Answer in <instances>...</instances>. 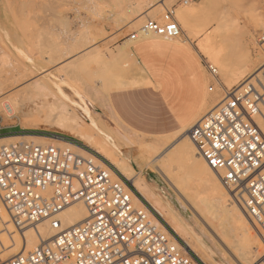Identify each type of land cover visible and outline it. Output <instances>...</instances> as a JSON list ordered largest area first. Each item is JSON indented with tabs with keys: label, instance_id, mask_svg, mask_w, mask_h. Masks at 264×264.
Returning a JSON list of instances; mask_svg holds the SVG:
<instances>
[{
	"label": "built area",
	"instance_id": "1",
	"mask_svg": "<svg viewBox=\"0 0 264 264\" xmlns=\"http://www.w3.org/2000/svg\"><path fill=\"white\" fill-rule=\"evenodd\" d=\"M139 34L171 41L183 30L172 10L162 22L147 20L131 40ZM257 37L264 46V30ZM259 71L254 82L231 90L199 119L189 135L264 247V65ZM53 139L66 145H0V200L18 232L48 219L58 229L56 216L77 203L88 217L28 252L6 262L0 258V264H203L108 161L76 141Z\"/></svg>",
	"mask_w": 264,
	"mask_h": 264
},
{
	"label": "bare ground",
	"instance_id": "2",
	"mask_svg": "<svg viewBox=\"0 0 264 264\" xmlns=\"http://www.w3.org/2000/svg\"><path fill=\"white\" fill-rule=\"evenodd\" d=\"M1 1L4 5H12V0ZM135 1H137L135 3H138V0ZM156 1L157 0H146L145 3L147 6H151ZM226 1L227 0H207V2L202 6L209 11L218 3ZM120 2L122 1L120 0L119 3ZM125 2L127 1L125 0ZM175 2L176 0H169L167 3H163L161 8L147 13L141 18V20L153 19L157 16V14L162 13V11H169V7L174 5ZM116 3L117 2L114 4ZM193 6L196 7L198 4L191 3L187 5V8H191ZM135 8L137 7L135 6ZM139 8L140 3L138 4V11L140 10ZM138 11H136V13ZM174 13L176 17L179 16L178 10L175 9ZM226 14L227 13H224L215 17L218 26L215 28L216 30L214 34L206 36L197 44L198 55L200 54V56L205 57L213 64V66L217 67L219 69V71L217 70V73L220 75V79H218L215 75L212 76L214 80H217L216 83L218 84V88L216 87V90H213V92H208L206 98L207 100L205 101L203 110L198 117L200 119L224 101L227 98V94L231 90L239 88L246 82V80L248 81L251 78L252 79L250 81L254 82L260 73V68L264 65H262V61L264 59V46L259 45L254 32H250V38L255 46L257 45L259 48L256 57L252 56V49L248 42L246 43L243 41L242 43H237L233 37H230V35H227L224 42L218 41L223 33H229L233 29L228 25V17ZM196 20L198 19L195 18V21ZM257 24L259 25L257 27H260V29L263 28L264 30L263 23L258 22ZM137 32H140V29ZM199 32L195 31V35ZM139 36V38L145 39H164L156 35L142 37L141 34H139ZM80 38V41L78 40L74 46V48H77H75L76 51H81L85 47H88L92 41L85 33H83ZM177 40H180V43L184 44L188 48L193 45L191 38L188 36H185V39H182L181 37ZM131 43H134L133 40L127 41L125 45L127 46ZM68 54L72 53L69 51L66 55ZM123 58L122 53H120L118 57L111 58H105L98 52L84 53L79 57V62L77 58L76 61L78 64L75 67L73 64L72 68L75 69L74 71H70V73L73 72L71 75L73 74L74 80L77 79V81H79V79L81 80V77L84 78V74L89 71L87 76H85V81H90V79L91 81L99 80L106 90H110L114 87H122L125 82L123 75L128 68ZM2 59L4 60L3 57ZM2 59L0 58V60ZM93 65L96 66V70L94 72L90 70V67ZM1 66L2 64L0 62V97L9 89L14 88L16 85L21 83V81L23 82L26 80L22 79L31 76V74L30 76H22L24 75L22 73H26V71L22 73L20 72L19 76L17 74L19 78L13 74V77L17 78L11 79L12 81H8V83L7 79L9 77L6 79L5 72L2 71ZM212 78H210V80ZM220 80H222V82ZM223 83L227 85L228 90L223 87ZM39 85L40 84L37 83L30 84V87H28L29 89H27L30 91V97L27 100L21 99V93L24 91H16L1 100L0 115L6 118H11L17 115L26 117L22 122L23 128L30 129L42 127L60 134L68 135L103 157L132 184L136 192L153 208V210L168 225L172 232L191 252L197 256L203 264H222L219 259L220 256H218L216 252L217 249L215 250V247H213V241L211 242L209 236L200 226L199 218L197 219L196 215L195 218L190 215L181 203H179L180 208L178 207L180 210L175 209V206L173 207L170 203V199L160 195L156 191L155 187L146 180L143 176L145 169L140 172L136 171L130 157L128 155L125 157L120 147H116L110 142L107 135L108 133L105 131H110L108 121L115 122L118 125V129L112 130H114L120 139L130 142L136 147L134 161H136L139 165L145 164L146 166L151 162H160V159H162L163 161L159 163L158 172L163 171L164 173H171L172 170H178L177 176L169 178L170 180L168 182L164 177H162L165 180L164 185L166 190L169 192V195H171L170 190L172 188L169 185L170 182L172 185H175V188L179 187L181 192L189 198V204L192 205V209L193 207L195 208L196 213H198L207 225L222 238L221 240L228 245L227 247L232 253H234L237 259L242 261L243 264H264L262 257L264 255V251L262 248L260 233L256 232L251 226L252 224H250V220L245 214L241 204L233 201L230 194L231 192L226 189L221 176L212 170V168H210L199 155L197 148L188 134L191 128L195 125L194 123L185 132L170 137H158L150 141H146V137L142 136L133 135L129 138L127 137L130 136L128 128L125 127L119 120L115 119L113 115L108 113H96L97 108H102L105 111L106 109L108 110V108H106L107 104L105 103H103L105 104L104 107L101 106L103 104H99L98 101L101 100V96L98 97V95L92 94L93 91L91 92L90 89L89 91L91 93L87 91L88 89L85 90L84 98L79 100L77 105L71 107L66 103H54V106L56 105L54 107L53 105H50L52 104L50 102V104L46 101H40L41 103L39 102V100L47 98L49 95L48 86L43 87L45 84H41L40 87H38ZM97 88L95 91H97ZM100 91H98V94L101 93ZM50 96L53 95L51 94ZM105 97H107V95ZM211 101H213L212 104ZM27 102H30L31 104L25 105ZM29 119L30 121H28ZM88 121H91L92 124L90 125ZM174 142H177L175 143L177 144V149L175 151H170L168 153H165L166 151H164V153H162L163 149L165 150V148ZM18 143L23 147L29 145H66L63 142H59L51 138L35 136H17L0 139V145H15ZM81 152L83 154L86 153L82 150ZM137 154L139 155V158L136 157ZM163 158H165V161ZM160 172L159 174L161 175ZM220 174L223 175L222 172ZM188 215L190 216L188 217ZM87 217L88 213L85 206L82 203H77L68 207L56 216V218L62 222V226L58 229L53 228L51 226V219H48L36 226L27 227L23 232H18L14 228L10 216L0 200L1 261L6 262L11 257L19 253L28 252L40 243L50 241L63 230L81 224ZM215 242L217 243V241ZM225 253L226 252L224 251V256L227 254ZM223 255L222 257H224ZM227 257H229V255Z\"/></svg>",
	"mask_w": 264,
	"mask_h": 264
},
{
	"label": "rangeland",
	"instance_id": "3",
	"mask_svg": "<svg viewBox=\"0 0 264 264\" xmlns=\"http://www.w3.org/2000/svg\"><path fill=\"white\" fill-rule=\"evenodd\" d=\"M119 1L12 0V6L11 4L4 5L0 0V58H4V60H0L2 64L1 69L5 72L6 79L9 77L7 82L12 81L11 79L13 78H17L20 72L22 73L26 71V73H22L24 75L21 74L22 76H30L31 74L30 77L22 79L26 80L23 82L21 81V83H19L20 85H16L14 88L9 89L4 95H2L0 97V101L8 95L15 93L16 91H24L22 92L23 94L21 93L22 100L29 99L30 91L27 89H29L28 87H30V84L32 83H37L40 85L45 84L43 87L48 86V97L43 99L40 98L42 100H39V102L46 101L48 104L52 103L50 105L53 106L54 103H66L73 107L79 103V100L84 98L85 90L87 89L88 92L93 91L92 94H96L98 97H104L101 94L103 91L106 92V90L101 84V81L94 79V81H91V79L90 81H85V76H87L89 71L84 74V78L81 77V80L79 79L80 82L77 81V79L74 80L73 74L71 75L73 72L70 73V71H74L75 69L72 68L73 64L74 67L77 66V58L79 62V57L82 54L89 52H98L105 58L118 57L121 52L116 55L114 54V51L117 49L118 45H121L126 40L130 41L129 39H131V35L141 29L147 20H149L145 19L142 21L141 18L147 13L161 8L162 4L167 3L169 0H157L151 6H147L145 3L146 0H138V3H135L137 2L135 0H126L127 2H125V0H121L122 2L120 3ZM115 2L117 3L114 4ZM139 3L140 10L138 11L137 9ZM133 4L137 8H135ZM183 5L184 4H182L181 0H176L175 4L169 7L168 10L174 11L178 6ZM184 6L187 7V5ZM135 10L138 12L136 13ZM165 13L166 10L162 11V13L157 14L153 20L162 22ZM224 13H227L226 16L228 17V25L233 29L229 33H223L218 41L224 42L225 38H227V35H230V37H233L237 43H242L243 41L246 43L248 42L252 49V56L256 57L259 48L251 41L250 32H254L256 38L258 39L257 36L261 31H263V28L260 29V27H257L259 26L257 23L260 22L264 24V0H227L226 2L218 3L209 11L206 10V8L202 5L195 7V15L198 20L195 21L194 19L192 23L194 26L198 25L202 27L200 32L195 35V38L193 39L194 43L190 48L194 50L195 45V54L202 62L205 71L207 72L209 87H213L214 91L216 90V87L218 88V84L216 83L217 80L212 78L214 75L212 74L210 68L212 67L218 71L219 69L213 66V64L209 62L208 59L200 56V54L198 55L197 44L206 36L214 34L216 30L215 28L218 26L215 17H218ZM83 33L87 34V36L91 38V44L81 51H76L77 48L75 47V49L74 46L78 40L80 41V37L83 35ZM182 39H185L184 32ZM176 41L180 42V40ZM69 51L72 54L66 55V53ZM263 61L262 65L264 64ZM90 70L94 72L96 70V66H91ZM128 72L129 68H127L123 75L124 81H126ZM13 74L14 76H17L18 74V76L13 77ZM216 77L220 79V75L218 73ZM210 78L213 80H210ZM220 81L222 82V80ZM40 85L38 87H40ZM223 87L228 90L227 85L224 83ZM96 88L97 91H95ZM98 91L101 92L99 93L100 95L98 94ZM50 93L53 96H50ZM101 97L100 99L102 100ZM130 99H137V104L139 107L137 108V111L131 115V119L128 121V132L130 136L127 137L131 138L133 135L140 137L142 136L146 137V141H150L152 139L165 136L166 132H168L171 128V122L168 116L161 109V106H159L157 100L152 96H148L146 100L143 99L145 102L140 103L139 101L142 100L139 99V97H133ZM28 104L30 105L31 103L27 102L25 105ZM96 113L101 114L98 108ZM25 118L26 117L21 115L13 116L11 118H6L0 115V139L17 136H35L53 139L54 136H61L80 143L68 135L60 134L53 130H48L42 127L30 129L23 128L22 122ZM199 119L200 118H197V121ZM28 121H30V119ZM197 121H195V123ZM88 123L90 125L92 124L91 121H88ZM108 125L110 127V131L105 132L108 133L107 135L110 142L116 147H120L125 157L127 155L130 157L136 171L140 172L145 169L143 176L151 185L155 187L156 191L160 195L170 199V203L173 205V207L175 206V209H179V203H181L187 209V212L190 215H192L194 218L196 215V218H199V224L203 228V231L209 236L211 242L213 241V247H215V250L217 249L216 252L218 256H220L219 259L221 260L222 264H229V262L230 264L231 262L232 264H243L242 261L237 259L234 253L230 251V249L227 247L228 245H226V243L221 240L222 238L219 237L216 232H214V230H212L207 225V223L200 217L198 213H196L195 208L193 207L192 209V205L189 204V198L186 197L183 192H181V189L179 187L175 188V185H172L170 182L169 185L173 188V190L171 188V195H169V192L166 190L164 185L165 180L162 177H164L168 182L170 180L169 178L177 176L178 170H172L171 173L159 171L161 173L160 175L158 168L160 165L159 163L163 161L162 159H160V162H151L146 166L145 164L139 165L136 161H134L136 147L130 142L122 140L117 136L114 130H112L118 129V125L115 122L108 121ZM175 143L177 142L170 144L167 148H165V150L163 149L162 153H164V151H166L165 153L175 151L177 149V144ZM136 157L139 158V155L137 154ZM163 159L165 161V158ZM190 215H188V217ZM250 224L252 223L250 222ZM251 226L256 232H258L253 224ZM213 238L215 241H217V243L213 240ZM262 248L264 251L263 244ZM224 251L229 255V257H227L228 255L226 253L225 254L227 256L223 255ZM222 255L224 257H222Z\"/></svg>",
	"mask_w": 264,
	"mask_h": 264
},
{
	"label": "crops",
	"instance_id": "4",
	"mask_svg": "<svg viewBox=\"0 0 264 264\" xmlns=\"http://www.w3.org/2000/svg\"><path fill=\"white\" fill-rule=\"evenodd\" d=\"M206 2L199 0L193 3L200 6ZM176 10L179 11L176 18L185 36L194 43L195 31L199 32L202 27L192 23L196 18L195 6H178ZM127 41L114 51L115 55L123 54L129 68L126 81L122 87L103 91L102 95L107 97L98 102L107 104L108 110L98 108L100 113L113 115L128 128L131 115L139 107L138 100L130 98L139 97L140 103L152 96L171 122L170 130L162 137L185 132L201 114L209 89L207 72L195 54V45L192 50L178 41L160 38H139L126 46Z\"/></svg>",
	"mask_w": 264,
	"mask_h": 264
}]
</instances>
